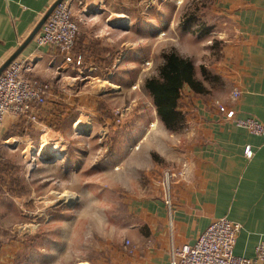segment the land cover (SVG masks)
Listing matches in <instances>:
<instances>
[{
    "label": "rangeland",
    "instance_id": "obj_1",
    "mask_svg": "<svg viewBox=\"0 0 264 264\" xmlns=\"http://www.w3.org/2000/svg\"><path fill=\"white\" fill-rule=\"evenodd\" d=\"M216 5L217 0L71 5L78 27L73 52L81 65L65 63L63 72L50 76L28 75L49 86L38 112L41 125L10 115L18 120L7 132L14 175L27 176L51 163L44 180L48 189L39 191L37 200H28V187L20 190L21 200L0 197V242H21L16 264H31L29 257L32 264H67L73 254L92 264L107 253L119 225L134 222L131 203L170 191L185 164L192 124L184 116L177 131L163 127L144 81L156 74L162 53L172 49L192 61L196 77L209 89L205 94L216 98L224 92L216 71L236 34ZM59 105L70 111L64 121L40 117L48 107L59 111ZM179 109L186 113L185 104ZM30 138L33 144L26 147ZM60 147L58 156L51 153ZM63 156L77 158L74 182L61 176L57 163ZM14 175L11 179L19 177ZM31 206L37 215L26 211Z\"/></svg>",
    "mask_w": 264,
    "mask_h": 264
},
{
    "label": "crops",
    "instance_id": "obj_2",
    "mask_svg": "<svg viewBox=\"0 0 264 264\" xmlns=\"http://www.w3.org/2000/svg\"><path fill=\"white\" fill-rule=\"evenodd\" d=\"M54 1L0 0V67L27 39ZM69 1L83 7L91 0ZM216 6L233 22L236 34L216 71L225 90L216 98L205 94L208 87L196 75L205 91L198 94L187 86L183 89L179 106L185 104L187 108L183 113L185 121L192 124V139L185 150L183 170L171 184L169 204L161 192L131 203L128 210L134 222L119 225L107 253L92 260V264H170L171 247L193 244L209 223L219 218L240 225L233 248L236 256L252 258L264 237L263 139L236 124L237 119L264 124V0H217ZM17 58L30 62L28 75L50 76L56 70L63 72L67 65L59 53L49 47L38 48L33 39ZM63 102L73 105L71 99ZM219 106L233 111V119L226 118ZM58 109L48 107L40 117L64 121L70 111L67 106L59 105ZM12 124H18V120L6 115L4 131L0 133V197L21 200L20 190L28 187V200H37L38 192L48 189L44 180L51 163L36 166L27 176L14 175L10 162L13 148L8 142L11 136H7ZM32 144L30 138L26 147ZM247 148L252 152L250 157L245 155ZM62 159L57 163L62 168L61 176L73 182L79 179L77 158ZM13 175L19 177L11 179ZM26 211L37 215L39 210L31 206ZM21 248L17 240L0 242V264H16ZM28 259L32 264L33 259ZM67 261L86 263L75 254Z\"/></svg>",
    "mask_w": 264,
    "mask_h": 264
},
{
    "label": "built area",
    "instance_id": "obj_3",
    "mask_svg": "<svg viewBox=\"0 0 264 264\" xmlns=\"http://www.w3.org/2000/svg\"><path fill=\"white\" fill-rule=\"evenodd\" d=\"M77 35L78 27L73 19L71 2L63 0L54 7L34 36L33 42L38 48L49 47L55 50L61 55L64 63L79 67L81 57L73 52ZM31 69L28 60L16 58L0 74V131L6 115L25 117L32 124L38 123V112L46 104L49 86L30 78L28 73ZM218 110L225 113L226 118L233 119V111L225 110L223 106H219ZM236 124L245 128L250 134L261 137L264 144V124L254 119H237ZM251 154V150L247 148L245 155L250 157ZM165 199L169 204V190ZM239 230L240 225L237 223L226 218L215 219L198 235L193 244L171 247L169 262L170 264H264V237L257 244L252 258L234 255L233 248Z\"/></svg>",
    "mask_w": 264,
    "mask_h": 264
},
{
    "label": "trees",
    "instance_id": "obj_4",
    "mask_svg": "<svg viewBox=\"0 0 264 264\" xmlns=\"http://www.w3.org/2000/svg\"><path fill=\"white\" fill-rule=\"evenodd\" d=\"M186 86L194 93L205 91L201 81L195 78L192 61L172 49L162 53L156 74L144 81L158 118L169 131H177L184 122L179 100Z\"/></svg>",
    "mask_w": 264,
    "mask_h": 264
},
{
    "label": "water",
    "instance_id": "obj_5",
    "mask_svg": "<svg viewBox=\"0 0 264 264\" xmlns=\"http://www.w3.org/2000/svg\"><path fill=\"white\" fill-rule=\"evenodd\" d=\"M63 0H56L54 1V3L49 7V9L46 11V13L44 14V16L41 18V20L35 25L34 29L31 31V33L29 34V36L27 37V39L22 43V45H20L17 50L1 65L0 67V74L4 71V69L13 61L15 60L18 55H20V53L22 52V50L25 48V46H27V44L29 42L32 41V39L34 38V36L39 32L40 28L42 27V25L44 24V22L46 21V19L48 18V16L51 14V12L53 11L54 7Z\"/></svg>",
    "mask_w": 264,
    "mask_h": 264
},
{
    "label": "bare ground",
    "instance_id": "obj_6",
    "mask_svg": "<svg viewBox=\"0 0 264 264\" xmlns=\"http://www.w3.org/2000/svg\"><path fill=\"white\" fill-rule=\"evenodd\" d=\"M116 17L117 18H119V19H123L124 18V16L123 15H116ZM77 125V124H76ZM53 155H55V156H58V154H59V151H58V149H53V151L51 152ZM39 154V153H38Z\"/></svg>",
    "mask_w": 264,
    "mask_h": 264
}]
</instances>
